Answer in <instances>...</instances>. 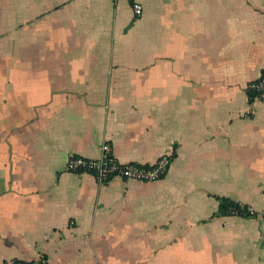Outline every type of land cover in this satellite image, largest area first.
<instances>
[{"label": "crops", "instance_id": "0c3cea01", "mask_svg": "<svg viewBox=\"0 0 264 264\" xmlns=\"http://www.w3.org/2000/svg\"><path fill=\"white\" fill-rule=\"evenodd\" d=\"M263 71L264 0H0V264H264Z\"/></svg>", "mask_w": 264, "mask_h": 264}, {"label": "built area", "instance_id": "2783aa9c", "mask_svg": "<svg viewBox=\"0 0 264 264\" xmlns=\"http://www.w3.org/2000/svg\"><path fill=\"white\" fill-rule=\"evenodd\" d=\"M135 17L143 12L142 4L133 3ZM248 89L255 92L254 96L264 94V74L248 85ZM104 156L100 159H91L72 155L67 162V171L75 174H91L99 183H108L115 178L134 180L139 182H155L163 179L171 166V157L164 156L156 163L145 165L140 163H121L111 155V147L107 144L103 148Z\"/></svg>", "mask_w": 264, "mask_h": 264}, {"label": "trees", "instance_id": "16d2710c", "mask_svg": "<svg viewBox=\"0 0 264 264\" xmlns=\"http://www.w3.org/2000/svg\"><path fill=\"white\" fill-rule=\"evenodd\" d=\"M264 74V71L263 73ZM254 95L251 94L250 99L253 101ZM219 208L218 211L216 212V215H228V214H239V215H251L247 207H243L239 203L228 199V198H219Z\"/></svg>", "mask_w": 264, "mask_h": 264}, {"label": "rangeland", "instance_id": "374dc122", "mask_svg": "<svg viewBox=\"0 0 264 264\" xmlns=\"http://www.w3.org/2000/svg\"><path fill=\"white\" fill-rule=\"evenodd\" d=\"M256 81H257V80H256ZM253 82H255V81H253ZM253 82H251V83H253ZM251 83H250V84H251ZM250 84H249V86H250ZM248 91H249V96H251V94H253V95L255 94V92H253L252 90H249V89H248ZM263 98H264V94H263V95L254 96V97H253L254 100H262Z\"/></svg>", "mask_w": 264, "mask_h": 264}, {"label": "water", "instance_id": "95a60500", "mask_svg": "<svg viewBox=\"0 0 264 264\" xmlns=\"http://www.w3.org/2000/svg\"><path fill=\"white\" fill-rule=\"evenodd\" d=\"M111 156V155H110Z\"/></svg>", "mask_w": 264, "mask_h": 264}]
</instances>
